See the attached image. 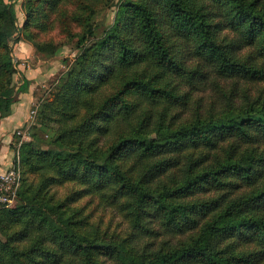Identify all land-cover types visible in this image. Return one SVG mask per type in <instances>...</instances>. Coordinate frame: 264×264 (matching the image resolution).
I'll return each instance as SVG.
<instances>
[{"label":"trees","instance_id":"trees-1","mask_svg":"<svg viewBox=\"0 0 264 264\" xmlns=\"http://www.w3.org/2000/svg\"><path fill=\"white\" fill-rule=\"evenodd\" d=\"M63 1L26 0L27 21L37 24ZM102 1L78 4L82 24ZM118 1L109 30L76 59L41 111L58 150L25 155L23 165L40 177L25 184L21 198L28 195V207L0 211V264H259L264 86L253 93L246 87L264 85V0ZM2 18L0 76L13 75L6 32L19 30L13 6L0 0ZM93 36L87 26L77 47ZM210 76L221 92L219 80L229 83L222 105L175 125L170 110L187 96L181 86L197 88ZM14 87L7 81L0 90V120L11 114L8 105L25 88L24 78ZM54 182H76L124 206L130 239L106 242L84 232L67 200L52 205L46 196ZM31 203L54 209L60 221ZM154 224L188 236L176 246L148 248L142 242L156 233Z\"/></svg>","mask_w":264,"mask_h":264},{"label":"rangeland","instance_id":"rangeland-1","mask_svg":"<svg viewBox=\"0 0 264 264\" xmlns=\"http://www.w3.org/2000/svg\"><path fill=\"white\" fill-rule=\"evenodd\" d=\"M117 1L104 0L92 8L93 13L87 22L88 25H85L81 22L82 11L78 10V4L80 5L86 0H64L59 9L46 15L43 14L37 24H31L27 21L26 0H2L4 5L13 6L15 26L19 31L16 33L17 35L6 32V45L12 60L10 67L14 73L13 75L0 76V90L7 81H10L12 85H15L14 89H17L22 83L21 74L28 72V75L26 79L27 88L16 95L15 103L8 105L11 110L19 106L16 122L8 127V121L5 120L8 116L0 120V174L13 173V180L19 182L18 185L10 184V190H13L10 198L13 202L8 208L6 207L8 205L0 204L1 212L8 214L11 211L28 207V205L26 206L29 199L28 195L21 198V194L26 187L25 184L35 185L40 175L23 165L25 155L58 150L48 127L44 126L47 121L41 111L46 104L53 101L56 92L59 90L61 80L75 67L76 59L81 54H88L92 45L103 38L109 30L115 18L116 8L120 4ZM92 4L96 3L93 2ZM6 25V19L2 18L0 26ZM87 26L94 28V36L82 48H78V40ZM15 36H18V41L13 44ZM39 46L42 47L43 51L38 50ZM245 51L243 50L242 53ZM219 84L223 85L222 92L214 86L211 76L209 80L202 81L197 88H191L188 85L181 86V93H185L187 96L183 100L184 106L179 107L177 105L170 110V113L175 117V125L184 124L196 110L202 114L211 106L218 110L223 103V94L228 93L230 89L228 81L219 80ZM242 86L243 84H239V87ZM263 86H247L246 89L253 93L256 88ZM24 94H27V100L23 101L21 98L19 101V98ZM128 99L136 100L134 97ZM166 104L163 102L154 109V119L160 117L158 111L167 106ZM47 111L50 113V109ZM59 117L61 116H53V118ZM62 118L66 117L63 116ZM165 121L167 123V120ZM49 125L56 126L57 121L50 122ZM112 139L114 136L110 134L108 141ZM98 163L107 167L104 159H100ZM134 174L135 171L132 175ZM46 191V196L51 198L52 205L64 200L65 202L68 201L66 203L68 204L66 207L68 213L78 212V216L74 220H83L84 232L91 235L97 234L106 242H125L128 238L130 239L132 229L128 219V210L124 206L111 203L98 193L76 182H54ZM29 206H32V210L46 215L51 222L60 221L59 215L54 209L49 210L39 203H31ZM153 228L156 233L144 237L142 242L150 244L147 245L148 248H153V246L155 248L160 245L165 248L176 246L180 240H185L188 236L171 235L158 224H154ZM238 249L244 252V247L238 246ZM259 264H264V260Z\"/></svg>","mask_w":264,"mask_h":264},{"label":"built area","instance_id":"built-area-1","mask_svg":"<svg viewBox=\"0 0 264 264\" xmlns=\"http://www.w3.org/2000/svg\"><path fill=\"white\" fill-rule=\"evenodd\" d=\"M14 174H0V204L8 205L7 208L12 205V200L10 198V194L13 193V190H10V184L18 185L19 182L13 180Z\"/></svg>","mask_w":264,"mask_h":264},{"label":"crops","instance_id":"crops-1","mask_svg":"<svg viewBox=\"0 0 264 264\" xmlns=\"http://www.w3.org/2000/svg\"><path fill=\"white\" fill-rule=\"evenodd\" d=\"M27 75H28V72H25L24 74H21V76L24 78V81H25L24 90L27 88V84H26ZM20 99L23 100V101L27 100V94L22 95V97L19 98V101H21ZM17 104H18V102H17ZM14 105H16V104H14ZM18 109H19V106L16 107V109H14V110L12 109L11 114L7 118H5V120L8 121V124H9L8 127H10L11 125H13L14 122H16L17 117H18V115H17Z\"/></svg>","mask_w":264,"mask_h":264}]
</instances>
